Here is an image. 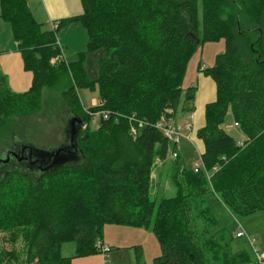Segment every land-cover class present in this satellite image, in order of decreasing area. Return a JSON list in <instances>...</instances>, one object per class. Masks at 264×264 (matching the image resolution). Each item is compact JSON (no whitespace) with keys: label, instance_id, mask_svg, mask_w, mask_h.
<instances>
[{"label":"trees","instance_id":"trees-1","mask_svg":"<svg viewBox=\"0 0 264 264\" xmlns=\"http://www.w3.org/2000/svg\"><path fill=\"white\" fill-rule=\"evenodd\" d=\"M82 3V15L45 29L28 0H0L33 73L31 87L16 93L0 72V131L12 116L41 112L44 87L60 90L84 121L80 162L47 174L0 176V264H72L99 252L107 223L153 231L161 254L149 264H256L247 251L231 248L233 233L213 231L217 222L206 200L216 195L239 216L264 212V0ZM75 20L87 28V51H104L96 80L84 68L85 53L74 61L62 56L56 31ZM221 40L225 49L215 64L201 68L217 95L197 131L205 169L195 172L182 161V136L177 146V134L169 138L165 128H174L182 101L195 98V86L183 87L189 61L204 44ZM95 83L100 101L89 116L78 89ZM229 113L240 139L223 127ZM168 159L173 191L164 194L151 175L157 161ZM70 241L75 254L64 256L62 244Z\"/></svg>","mask_w":264,"mask_h":264},{"label":"rangeland","instance_id":"rangeland-1","mask_svg":"<svg viewBox=\"0 0 264 264\" xmlns=\"http://www.w3.org/2000/svg\"><path fill=\"white\" fill-rule=\"evenodd\" d=\"M4 20L0 18V54L2 51H6L5 49L16 50L19 46V44L17 46L15 41L16 37L13 36L9 24L6 23L7 20ZM43 28L49 29L50 24H43ZM211 44L212 45L209 46V50L207 45L204 49L207 57V53H216L221 49L219 46L221 43L214 42ZM19 50L22 55L20 47ZM201 51L197 52L199 56ZM88 57L89 60L86 62L87 66H84V68L89 77L96 80L100 74V60L104 57V51L102 49L92 51L88 54ZM0 72L5 74L1 67ZM9 84V88L16 93H23L31 87L30 85L27 89L19 91L17 87L11 86L10 82ZM78 94L84 111L87 113L91 112L89 116L91 114L94 116L96 112L92 110L100 101L99 84L95 83L94 88H80L78 89ZM42 101V110L40 113L30 117L12 116L9 119L8 123L4 127L5 129L0 131V154L8 146H16L18 148L24 141L40 149H51L63 142V127L65 126L66 118L70 115L69 107L63 101L60 90H57L56 88L50 89L44 87L42 92ZM189 107L193 109V102L183 100L177 110V115L173 125L175 129L179 130V133L182 136L181 145L184 166L188 170H193L196 167V164H198L200 169L204 170L205 167L200 156L198 141L195 139L194 135L192 136V133H188L189 130L186 129L184 127L185 124L181 122V119H183V112H186L184 111V108ZM85 112H83V115ZM86 116L88 117V115ZM86 123H89V121ZM90 126L93 130H96L98 127V119H95L94 117L92 122H90ZM223 127L235 138L240 139L243 137L238 125H235L233 122L230 113L227 115ZM170 161L171 159L162 162L157 161L158 163L155 164L151 175L153 178V186H156L157 183H159L158 177L161 169L163 170V174L166 175L165 169ZM162 181V185H157L156 189L160 188L162 193L171 194L173 186L170 180L168 178H164ZM206 204L212 210L217 222L213 227V231L226 229L228 232L230 231L233 233L231 248L234 251L245 250L249 253L253 260L256 258L253 248L248 240L246 238L240 239L235 237L237 229H242L246 235L251 237L259 254L264 253L263 211H257L244 216L236 215L225 207L216 195L209 196L206 200ZM99 241H103L104 244L112 248L111 253L108 254L106 258L107 264H149L155 256L161 254L160 244L156 235L146 226H128L107 223L103 225ZM62 247V254L64 256H71L73 253L75 254V242H64ZM138 253H141L140 259H138Z\"/></svg>","mask_w":264,"mask_h":264},{"label":"crops","instance_id":"crops-1","mask_svg":"<svg viewBox=\"0 0 264 264\" xmlns=\"http://www.w3.org/2000/svg\"><path fill=\"white\" fill-rule=\"evenodd\" d=\"M28 6L36 20L42 24H50L49 29H52L53 24L58 23L62 19L80 16L84 12L82 0H28ZM0 18L4 20L1 16V5ZM6 23L9 24L11 32L13 33V36H15L11 23L8 21H6ZM56 37L58 44L61 47L64 59L67 61H74L81 57L82 53H85L84 66H87L86 62L89 60L88 54L91 53L87 51L89 36L87 28L81 21L75 20L71 23L60 26L56 31ZM15 41L18 46L17 39H15ZM215 43H221L219 45L221 47L219 52L212 54L207 53V57L204 49L207 45L209 50V46L212 44L206 43L198 50L201 51L203 49L200 56L197 54L198 51L193 55L189 61L183 82L184 88L195 86L196 90L195 98L193 100V109L190 107L184 108V111L186 112H183V119H181V122L184 124L188 121L191 122L192 127L188 129V133H192V136L194 135L195 139L198 141L200 153L202 152L204 146L201 139L197 136V131L205 124L206 105L215 101L217 95L215 81L210 76L205 75L203 69L201 68L212 67L215 64L217 55L225 49V42L223 40ZM5 50L6 51H2L0 54V67L5 73L4 75L7 79L9 87L10 82L11 86L17 87L19 91L27 89L32 83L33 73L25 68L19 46L16 50ZM176 115L177 113L175 114V118ZM180 154L182 157V151ZM164 178H167L166 175L163 174V172H160L158 182H160L161 185L163 182L162 179ZM62 250L63 247H61V252ZM73 254L71 256H74ZM106 258L107 256L98 252L93 255L76 257L72 260V264H107Z\"/></svg>","mask_w":264,"mask_h":264},{"label":"water","instance_id":"water-1","mask_svg":"<svg viewBox=\"0 0 264 264\" xmlns=\"http://www.w3.org/2000/svg\"><path fill=\"white\" fill-rule=\"evenodd\" d=\"M83 126V119L70 111L63 127L64 140L58 146L51 149H40L24 141L18 148L16 146L5 148L0 154V157H6V160L0 164V176L9 172L21 171L47 174L66 164L80 162L83 157L77 139ZM11 157L16 158L20 164H11L9 162Z\"/></svg>","mask_w":264,"mask_h":264},{"label":"built area","instance_id":"built-area-1","mask_svg":"<svg viewBox=\"0 0 264 264\" xmlns=\"http://www.w3.org/2000/svg\"><path fill=\"white\" fill-rule=\"evenodd\" d=\"M55 27H57V24L54 23L53 24V28H55ZM101 114H104V116L107 117L106 113L103 112ZM235 125H237V123H235ZM160 127H162V125H160ZM184 127L187 128V129H190L192 127L191 122L190 121L186 122ZM132 132H135V129H132ZM165 134L169 138H172L174 134H177L176 141H177V146H179L178 140H179L180 133H179V131L177 129H175V127L173 128L171 126V127L165 128ZM173 156L176 157L177 154L174 153ZM194 170H195V172H198V171L201 170L198 164H196V167L194 168ZM235 234H236L237 238H246L248 240V242L250 243L251 247L253 248V252L255 253L256 264H264V253L263 254H259L258 250L255 248V245H254L253 240L251 239V237L249 235H246V233L242 229H237ZM98 250L104 256H108V254L112 251V248L110 246L104 244L103 241H99Z\"/></svg>","mask_w":264,"mask_h":264},{"label":"flooded vegetation","instance_id":"flooded-vegetation-1","mask_svg":"<svg viewBox=\"0 0 264 264\" xmlns=\"http://www.w3.org/2000/svg\"><path fill=\"white\" fill-rule=\"evenodd\" d=\"M9 147H10V146H8L7 148H9ZM0 159H2V160H0V164H1V163H3L4 160H6V157H0ZM9 162H10L11 164H14V165H18V164H20V163H18L17 159L14 158V157H11ZM5 164H6V163H5ZM5 164H2V165H3V166H6Z\"/></svg>","mask_w":264,"mask_h":264}]
</instances>
